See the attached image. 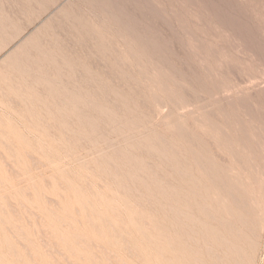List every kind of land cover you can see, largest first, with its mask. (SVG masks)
Returning <instances> with one entry per match:
<instances>
[{
  "label": "rangeland",
  "instance_id": "rangeland-1",
  "mask_svg": "<svg viewBox=\"0 0 264 264\" xmlns=\"http://www.w3.org/2000/svg\"><path fill=\"white\" fill-rule=\"evenodd\" d=\"M40 26L47 29L40 48L16 74L31 102L23 93L9 94L19 104L0 94V101L9 97L7 109L0 102V128L15 135L6 139L0 130V176L7 180L0 179V264H264V0H0V40L23 31L0 61ZM75 203L81 207L72 211ZM4 233L22 258L9 252L15 246Z\"/></svg>",
  "mask_w": 264,
  "mask_h": 264
},
{
  "label": "bare ground",
  "instance_id": "bare-ground-1",
  "mask_svg": "<svg viewBox=\"0 0 264 264\" xmlns=\"http://www.w3.org/2000/svg\"><path fill=\"white\" fill-rule=\"evenodd\" d=\"M96 7H97V6H96ZM58 9H59V8H58ZM92 13H93V12H92ZM57 15H58V14H57ZM52 17H53V16H52ZM5 18H6V17H5ZM60 18H61V17H60ZM73 18H74V17H73ZM6 19H7V18H6ZM51 19H52V18H51ZM62 19H63V18H62ZM100 19H101V18H100ZM53 20H54V19H53ZM54 22H55V21H54ZM10 24H11V23H10ZM95 28H96V27H95ZM37 30H38V31H37V32H38V35H37V34H36V36H33V35H26L25 37H23V38H22V39L16 44V46H15L13 49L8 50V51H7V54H5V56H4L3 58H1V61H0V94H2V95L5 96V97H6V96H9V94H12V93H14V94H16V93H20V95H21V93H23L22 99L25 100V102H27V101H28V102H31V101H29L30 99H27V97L24 96V92H23L24 90H23V88H25V87H22V86H23L22 84H21V85L18 84V82L20 81V80H19L20 77L17 78V77H16V76H17L16 74H18V73L20 74L21 72L24 71V62H23V64H22L23 58L26 57V56H28V55H30V54L32 53V50H33V49H39V48H40V47H39V46H40L39 37H40L41 35L43 36V34H45L44 32H45L47 29H46V26H45V27L40 26L39 29L37 28ZM22 32H23L22 30H21V31L19 30L18 34H17L15 37H13V38H12V35L2 37V39L0 40V53H1L2 51L7 50V47H8V45H9V42H10V41H14V40L17 39L18 37H20ZM33 32H34V31H33ZM33 32H32V33H33ZM37 32H36V33H37ZM46 33H47V31H46ZM49 33H50V31H49ZM56 33H57V32H56ZM47 35H48V34H47ZM61 35H62V34H61ZM42 36H41V37H42ZM48 37H50V35H49ZM10 38H12V39L9 41ZM44 38H45V36H44ZM40 39H41V38H40ZM45 39H46L47 41H49L47 38H45ZM50 39H51V38H50ZM46 40H45V41H46ZM41 41H44V39L41 40ZM50 42H51V44H52V41H50ZM43 44H44V42H43ZM48 44H49V42H48ZM53 46H54V45H53ZM42 47H44V46H42ZM49 47H50V46H49ZM46 48H47V47H46ZM66 49H67V48H66ZM42 50H44V49L42 48ZM47 50H48V49H47ZM34 52H35V51H34ZM36 52H38V51H36ZM39 52H40V51H39ZM45 52H46V54H47L48 51H45ZM52 53H53V52H52ZM54 53H55V52H54ZM138 53H139V52H138ZM32 54H33V53H32ZM37 54H38V53H37ZM41 54H42V53H41ZM44 54H45V53H44ZM47 55H48V54H47ZM47 55H46V56H47ZM55 56H56V54H55ZM57 56H58V55H57ZM53 57H54V56H53ZM42 58H43V56H42ZM45 58H46V57H45ZM45 58H44V60H47V59H45ZM48 58H49V57H48ZM54 58H56V57H54ZM29 59H30V56H29ZM50 59H51V58H50ZM50 59H49V60H50ZM42 60H43V59H42ZM49 60H48V61H49ZM125 60H126V59H125ZM54 61H55V60H54ZM54 61H53V62H54ZM58 61H59V60H58ZM64 61H65V60H64ZM36 62H37V61H36ZM49 62H50V61H49ZM27 63H28V62H27ZM61 63H62V62H61ZM21 64H22V65H21ZM25 65H26V64H25ZM29 65H30V64H29ZM63 65H64V63H63ZM67 65H69V64H67ZM27 66H28V64H27ZM31 66H32V65H31ZM64 66H65V65H64ZM32 67H33V66H32ZM61 67H62V66H61ZM67 69H68V68H67ZM29 70H30V69H29ZM38 70H39V68H38ZM75 71H76V70H75ZM25 72H27V69H26ZM25 72H24V74H25V76H26V73H25ZM82 73H83V72H82ZM29 74H30V73H29V71H28V74H27V75H29ZM94 74H95V73H94ZM77 75H78V74H77ZM84 76H87V74L84 75ZM26 77H28V76H26ZM88 77H89V75H88ZM92 77L94 78V76H92ZM46 78H47V77H46ZM55 78H56V77H55ZM77 78H78V77H77ZM84 78H86V77H84ZM93 78H92V79H93ZM86 79H90V78H86ZM169 79H170V78H169ZM172 79H173V78H172ZM35 80H36V79H35ZM59 80H60V79H59ZM99 80H100V79H99ZM43 81H44V80H43ZM45 81H46V80H45ZM66 81H67V80H66ZM87 81H88V80H87ZM46 82H47V81H46ZM42 83H44V82H42ZM49 83L52 84L51 82H49ZM98 83H99V82H98ZM46 84H47V83H46ZM67 84H68V83H67ZM27 86H28V85H27ZM31 86H32V85H31ZM48 86H49V85H48ZM48 86H47V88H48ZM51 86H52V85H51ZM64 86H65V85H64ZM83 86H84V85H83ZM45 87H46V86H45ZM49 87H50V86H49ZM67 87H68V86H67ZM100 87H101V86H100ZM106 87H107V86H106ZM86 88H87V87H86ZM26 89H27V88H26ZM42 89H44V88L42 87ZM48 89H49V88H48ZM69 90H70V89H69ZM32 91H33V90H32ZM41 91H42V90H41ZM29 92H30V91H29ZM49 92H50V91H49ZM65 92H66V91H65ZM26 93L28 94V91H27V90H26L25 94H26ZM31 93H33V92H31ZM42 93H44V92L42 91ZM42 93H41V94H42ZM89 93H90V92H89ZM89 93H88V95H89ZM109 93H110V92H109ZM139 93H140V92H139ZM57 94H58V93H57ZM69 94H70V93H69ZM90 94H91V93H90ZM110 94H111V93H110ZM29 95H30V94H29ZM33 95H34V94H33ZM39 95H40V94H39ZM51 95H52V94H51ZM70 95H71V94H70ZM85 95H86V94H85ZM92 95H93V94H92ZM154 95H155V94H154ZM3 96L1 97V95H0L1 99L3 98ZM11 96H12V95H11ZM15 96H16V95H15ZM15 96H14V97H15ZM63 96H64V95H63ZM66 96H67V95H66ZM76 96H77V95H76ZM86 96H87V95H86ZM111 96H112V95H111ZM5 97H4V98H5ZM9 97H10V96H9ZM9 97H7V98H9ZM20 97H21V96H20ZM33 97H34V96H33ZM7 98H6L5 101L8 100ZM15 98H16V97H15ZM15 98H13V99H15ZM17 98H18V97H17ZM28 98H29V97H28ZM30 98H31V100H32V96H31ZM45 98H46V97H45ZM59 98H60V97H59ZM87 98H89V96H88ZM11 99H12V98L10 97L9 100H11ZM13 99H12V100H13ZM26 99H27V101H26ZM35 99H36V98H35ZM35 99H34V100H35ZM109 99H110V98H109ZM9 100H8V104H9ZM19 100L21 101V99H18V102H20ZM34 100H33V101H34ZM37 100H38V99H37ZM43 100H44V99H43ZM56 100H58V99H56ZM79 100H80V97H79ZM83 100H84V99H83ZM86 100H87V99H86ZM5 101H2V100H1L0 102L2 103V105H4V104L6 103ZM14 101H16V99H15ZM11 102H12V104H11V103H10V104H11V106H13V103H14V102H13V101H11ZM21 102H22V104H23V101H21ZM44 102H45V101H44ZM85 102H86V101H85ZM16 103H17V101H16ZM63 103H64V102H63ZM8 104H7V106H8ZM17 104H19V103H17ZM71 104H72V103H71ZM89 104H90V103H89ZM14 105H16V104H14ZM26 105H27V104H26ZM7 106L4 105L3 107H5V108L7 109ZM11 106H10V107H11ZM19 106H20V105H19ZM50 106H51V105H50ZM67 106H68V105H67ZM15 107H16V106H15ZM17 107H18V106H17ZM17 107H16V108H17ZM29 107H30V106H29ZM33 107H34V106H33ZM41 107H42V106H41ZM41 107L39 106V108H41ZM51 107H52V106H51ZM5 108H4V109H5ZM117 108H118V107H117ZM1 109H2V108H1ZM17 109H18V108H17ZM20 109H21V108H20ZM28 109H29V108H28ZM30 109H31V108H30ZM62 109H63V108H62ZM63 110H64V109H63ZM87 110H88V109H87ZM2 111H3V109H2ZM19 111H20V110H19ZM77 111H78V110H77ZM6 112H7V111H6ZM25 113H26V112H25ZM73 113H74V112H73ZM46 114H47V113H46ZM56 114H57V112H56ZM9 115H10V114H9ZM32 115H33V114H32ZM64 115H65V114H64ZM77 115H78V114H77ZM18 116H19V115H18ZM33 116H34V115H33ZM51 116H52V115H51ZM20 117H21V116H20ZM55 117H56V116H55ZM103 117H104V116H103ZM0 118H1V117H0ZM33 118H34V117H33ZM40 118H41V117H40ZM52 118H53V117H52ZM72 118H73V116H72ZM119 118H120V117H119ZM5 119H6V118H5ZM54 119H55V118H54ZM35 120H36V119H35ZM170 120H171V119H170ZM1 121H2V120H1ZM1 121H0V122H1ZM185 123H186V122H185ZM168 125H169V124H168ZM190 125H191V124H190ZM49 126H50V125H49ZM58 126H59V125H58ZM173 126H174V125H173ZM2 127H3V125H2ZM5 127H6V126H5ZM33 127H34V126H33ZM54 127H55V126H54ZM54 127H53V128H54ZM61 127H62V126H61ZM61 127H60V128H61ZM140 127H141V126H140ZM8 128H9V127H8ZM35 128H36V127H35ZM58 128H59V127H58ZM166 128H167V127H166ZM4 129H6V128H4ZM16 129H17V128H16ZM37 129H38V128H37ZM0 130H2V129L0 128ZM46 130H47V129H46ZM156 130H157V129H156ZM165 130H166V129H165ZM167 130H168V128H167ZM172 130H173V129H172ZM172 130H171V131H172ZM65 131H66V130H65ZM159 131H160V130H159ZM169 131H170V130H168V132H169ZM3 132H4V130H2V134H4V138H5V136H6V139H7V135H6V134H8V137L14 135V134L11 135V133H13V132L10 130V128H9V131H8V132H6V131H5L4 133H3ZM41 132H42V131H41ZM47 132H48V131H47ZM55 132H56V131H55ZM140 132H141V131H140ZM162 132H164V131H162ZM15 133H16V132H15ZM146 133H147V132H146ZM166 133H167V132H166ZM166 133L164 132V134H166ZM65 134H68V133H65ZM132 134H133V133H132ZM134 134H135V133H134ZM153 134H154V133H153ZM167 134H168V133H167ZM9 135H10V136H9ZM51 135H52V134H51ZM2 136H3V135H2ZM14 136H15V135H14ZM14 136H13V137H14ZM56 136H57V135H56ZM129 136H130V135H129ZM172 136H173V135H172ZM22 137H23V134H22ZM14 138L17 139L18 137H17V138L14 137ZM59 138H60V137H59ZM175 138H176V137H175ZM175 138H173V139H175ZM22 139H23V138H22ZM24 139H25V138H24ZM68 139H69V138H68ZM177 139H178V138H177ZM4 140H5V139H4ZM9 140H10V138H9ZM27 140H28V139H27ZM12 141H13V140H11V141H9V142H12ZM17 141H18V140H17ZM17 141L15 140V142H17ZM23 141H25V140H23ZM63 141H64V140H63ZM129 141H130V140H129ZM4 142H5V141H4ZM70 142H71V141H70ZM5 143H6V142H5ZM5 143H4V144H5ZM7 143H8V142H7ZM71 143H72V142H71ZM92 143H93V142H92ZM125 143H126V142H125ZM9 144H10V143H9ZM15 144H16V143H15ZM72 144H73V143H72ZM74 144H75V143H74ZM12 145H13V144H12ZM12 145H11V146H12ZM20 145H21V144H20ZM120 145H121V144H120ZM15 146H16V145H15ZM26 147H27V146H26ZM67 147H68V146H67ZM10 148H11V147H10ZM18 148H19V147H18ZM18 148H17V149H18ZM23 148H24V147H23ZM171 148H172V146H171ZM65 149H66V148H65ZM126 149H127V148H126ZM169 149H170V148H169ZM205 149H206V148H205ZM11 150H12V149H11ZM232 150H233V149H232ZM25 151H26V150H25ZM68 151H69V150H68ZM18 152H19L18 154H20V149H18ZM23 152H24V151H23ZM159 152H160V151H159ZM159 152H158V153H159ZM201 152H202V151H201ZM26 153H27V152H26ZM30 153H31V152H30ZM32 153H33V152H32ZM131 153H132V152H131ZM18 154H17V155H18ZM67 154H68V153H67ZM185 154H186V153H185ZM200 154H201V153H200ZM20 155H22V154H20ZM20 155H19L18 157H20ZM25 155H26V154H25ZM13 156H14V155H13ZM28 156H29V155H28ZM33 157H34V156H33ZM81 157H82V156H81ZM16 158H17V156H16ZM20 158H21V157H20ZM84 158H85V157H84ZM97 158H98V157H97ZM11 159H12V158H11ZM3 160H4V159H3ZM13 160H16V159L13 158ZM21 160H22V159H21ZM34 160H35V159H34ZM109 160H112V159H109ZM27 161H28V160H27ZM7 162H8V161H7ZM33 162H34V161H33ZM0 163H1V162H0ZM15 163H16V161H15ZM27 163H28V162H27ZM109 163H110V162H109ZM113 163H114V162H113ZM118 163H119V162H118ZM121 163H122V162H121ZM225 163H226V162H225ZM16 164H17V163H16ZM19 164H20V163H19ZM111 164H112V162H111ZM231 164H232V163H231ZM63 165H64V164H63ZM114 165H115V164H114ZM132 165H133V164H132ZM44 166H45V165H44ZM54 166H55V165H54ZM82 166H83V165H82ZM87 166H88V165H87ZM94 166H95V165H94ZM115 166H116V165H115ZM130 166H131V165H130ZM47 167H48V166H47ZM60 167H61V166H60ZM84 167H85V166H84ZM95 167H96V166H95ZM116 167H117V166H116ZM116 167H115V168H116ZM136 167H137V166H136ZM112 168H113V167H112ZM120 168H121V167L119 166V169H120ZM220 168H221V167H220ZM0 169H1V168H0ZM2 169H3V168H2ZM160 169H161V168H160ZM14 170H16V169L14 168ZM27 170H28V169H27ZM50 170H51V169H50ZM92 170H93V169H92ZM94 170H95V169H94ZM115 170H116V169H115ZM120 170H121V169H120ZM6 171H7V170H6ZM54 171H55V170H54ZM71 171H72V170H71ZM124 171H125V170H124ZM130 171H131V170H130ZM154 171H155V170H154ZM1 172H3V171H1ZM43 172H44V171H43ZM43 172H42V173H43ZM52 172H53V171H52ZM62 172H63V171H62ZM118 172H119V171H118ZM132 172H133V170H132ZM44 173H45V172H44ZM44 173H43V174H44ZM60 173H61V172H60ZM97 173H98V172H97ZM52 174H53V173H52ZM123 174H124L123 177H125L126 175H125L124 172H123ZM0 175H1V173H0ZM3 175H4V174H3ZM19 175H20V174H19ZM50 175H51V174H50ZM72 175H73V174H72ZM72 175H71V176H72ZM90 175H91V174H90ZM101 175H102V174H101ZM33 176H34V175H33ZM62 176H63V175H62ZM71 176H70V177H71ZM6 177H7V176H6ZM24 177H25V175H24ZM28 177H29V176H28ZM43 177H44V178H45V177L48 178L49 175H48V177H47V176H43ZM51 177H53V176L51 175ZM51 177H50V178H51ZM75 177H76V176H75ZM103 177H105V176H103ZM103 177H102V178H103ZM114 177H115V176H114ZM114 177H113V178H114ZM129 177H131V176L129 175ZM162 177H163V176H162ZM204 177H205V176H204ZM2 178H4V180H5V177H2ZM2 178H1V176H0V179H2ZM44 178H41V180L44 179ZM61 178H62V177H61ZM80 178H81V177H80ZM198 178H199V177H198ZM6 179H7V178H6ZM25 179H26V178H25ZM25 179H24V180H25ZM35 179H36V178H35ZM38 179H39V178H38ZM62 179H64V178H62ZM71 179H74V178H71ZM77 179H78V178H77ZM126 179H130V178H126ZM133 179H134V178H133ZM2 180H3V179H2ZM9 180H10V179H9ZM28 180H30V179L28 178ZM41 180H40V181H41ZM50 180H51V179H49L48 181H50ZM54 180H55V179H54ZM124 180H125V179H124ZM167 180H169V179H167ZM194 180H195V179H194ZM5 181L7 182V180H5ZM22 181H23V180H22ZM25 181H26V180H25ZM33 181H34V180H33ZM42 181H43V180H42ZM61 181H62V180H61ZM69 181H70V180H69ZM75 181H76V180H75ZM100 181H101V180H100ZM107 181H108V180H107ZM129 181H130V180H129ZM0 182H2V181H0ZM20 182H21V181H20ZM38 182H39V181H38ZM58 182H60V181H58ZM81 182H82V181H81ZM3 183H4V181H3ZM10 183H12V182H10ZM10 183H9V184H10ZM32 183H33V182H32ZM35 183H37V182H35ZM48 183H49V182H48ZM106 183H107V182H106ZM0 184H2V183H0ZM6 184L8 185V183H6ZM6 184H5V185H6ZM24 184H26V183H24ZM40 184H41V183H40ZM46 184H47V183H46ZM51 184L53 185V183H51ZM7 185H6V186H7ZM22 185H23V184H22ZM33 185H34V184H33ZM63 185H64V184H63ZM63 185H62V186H63ZM67 185H68V183H67ZM72 185H73V184H72ZM88 185H89V183H88ZM8 186H9V185H8ZM10 186H11V185H10ZM13 186H15V183H13ZM13 186H12V187H13ZM19 186H20V185H19ZM31 186H32V185H31ZM37 186H38V185H37ZM64 186H65V185H64ZM73 186H74V185H73ZM101 186H102V185H101ZM127 186H128V185H127ZM20 187H21V189H22V186H20ZM24 187H25V186H24ZM24 187H23V188H24ZM27 187H28V186H27ZM82 187H84V186H82ZM114 187H116V186L114 185ZM4 188H5V187H4ZM40 188H41V187H40ZM62 188H63V187H62ZM64 188H65V187H64ZM74 188L76 189V187H74ZM18 189H19V188H18ZM79 189H80V188H79ZM115 189H116V188H115ZM130 189H131V188H130ZM0 190H1V189H0ZM2 190H3V188H2ZM24 190H25V189H24ZM61 190H62V189H61ZM66 190H68V189H66ZM80 190H81V189H80ZM131 190H132V189H131ZM161 190H162V189H161ZM181 190H182V189H181ZM3 191H5V190H3ZM16 191H17V190H16ZM19 191H20V190H19ZM35 191H36V190H35ZM40 191H41V190H40ZM43 191H44V190H42V192H43ZM90 191H91V190H90ZM92 191H93V190H92ZM116 191H117V189H116ZM255 191H256V190H255ZM7 192H8V191H7ZM46 192H47V191H46ZM0 193H1V191H0ZM5 193H6V192H5ZM43 193H44V192H43ZM224 193H225V192H224ZM3 194H4V193H1L0 195H3ZM70 194H71V193H70ZM106 194H107V193H106ZM118 194H119V192H118ZM134 194H135V193H134ZM22 195H23V194H22ZM43 195L45 196V193H44ZM43 195H42V196H43ZM60 195H61V194H60ZM71 195H72V194H71ZM83 195H85V194H83ZM108 195H110V194H108ZM8 196H9V195H8ZM10 196H11V195H10ZM37 196H38V195H37ZM40 196H41V195H40ZM85 196H86V195H85ZM91 196H92V195H91ZM96 196H97V194H96ZM113 196H114V195H113ZM119 196H120V195H119ZM0 197L2 198V196H0ZM5 197H6V196L4 195V198H5ZM13 197H14V195H13ZM38 197H39V196H38ZM46 197H48V196H46ZM63 197L65 198V196H63ZM99 197H100V194H99ZM134 197H135V196H134ZM165 197H167V196H165ZM180 197H181V196H180ZM255 197H256V196H255ZM1 198H0V199H1ZM35 198H36V200L39 199V198L37 199V197H35ZM35 198H34V200H35ZM22 199H23V198H22ZM24 199H25V198H24ZM48 199H49V198H48ZM78 199H79V198H78ZM101 199H102V198H101ZM147 199H149V198H147ZM159 199H160V198H159ZM159 199H158V200H159ZM165 199H167V198H165ZM9 200H10V199H9ZM20 200H21V199H20ZM27 200H28V199H27ZM29 200H30L31 202L33 201V200H31V199H29ZM55 200H56V201H54V202L57 203V200H59V199L57 198V199H55ZM62 200H63V199H62ZM82 200H83V199H82ZM86 200H87V199H85V202L81 201L83 207H85L84 205H85V203H86ZM89 200H90V199H89ZM92 200H93V199H92ZM111 200H112V199H111ZM149 200H151V199H149ZM30 201H28V202H30ZM7 202H8V200H7ZM17 202H18V200H17ZM23 202H24V200H23ZM34 202L37 203V201H34ZM59 202H60V201H59ZM59 202H58V203H59ZM79 202H80V201H79ZM88 202H89V201H88ZM90 202L92 203V201H90ZM102 202H103V201H102ZM111 202H112V201H111ZM117 202H118V201H117ZM157 202H158V201H157ZM8 203H10V202H8ZM24 203H25V202H24ZM35 203H34V204H33V203H30V204H31L30 206H34V205H36ZM38 203H40V202L38 201ZM56 203H55V204H56ZM58 203H57V204H58ZM66 203H67V202H66ZM77 203H78V202H77ZM91 203H90V205H91ZM170 203H171V201H170ZM172 203H173V202H172ZM183 203H184V202H183ZM16 204H17V203H16ZM26 204L28 205L27 201H26ZM75 204H76V203H75ZM78 204H79V203H78ZM78 204H76V205H77V207H76L77 209L73 208V210H72V207H74V205H73V206H71V209L68 208V211H70V210H72V211H74V210H78V206L81 207V205H78ZM87 204H88V203H87ZM137 204H138V203H137ZM10 205H11V204H10ZM37 205H38V204H37ZM41 205H42V204H40L38 207H41V208H42L43 206H41ZM76 205H75V206H76ZM92 205H93V204H92ZM108 205H109V203H108ZM126 205H127V204H126ZM162 205H163V203H162ZM189 205H190V204H189ZM18 206H19V205H18ZM22 206H23V205H22ZM25 206H26V205H25ZM44 206H45V205H44ZM62 206H63V205H62ZM67 206H69V205H67ZM121 206H122V205H121ZM198 206H199V205H198ZM20 207H21V206H20ZM47 207H48V206H47ZM59 207H60V206H59ZM59 207L57 208V206H56L55 208H56L57 210H59ZM63 207H64V206H63ZM65 207H66V204H65ZM80 207H79V208H80ZM88 207H89V205H88ZM94 207H95V206H94ZM98 207H99V206H98ZM35 208H37V207H34V209H35ZM45 208H46V206H45ZM85 208H86V207H85ZM92 208H93V207H92ZM92 208H91V209H92ZM17 209H18V208H17ZM17 209H16V210H17ZM26 209H27V207H26ZM38 209H40V208H38ZM48 209H49V211H47V213L50 212V210H52L53 207H51V209L48 207ZM61 209H62V208H61ZM211 209H212V208H211ZM7 210H8V209H7ZM29 210H30V209H29ZM66 210H67V207H66ZM83 210H84V209H83ZM83 210H82V211H83ZM95 210H96V209H95ZM95 210H93V212H94ZM99 210H100V209H98V211H99ZM117 210H118V211H121V210H119V209H117ZM124 210H125V209H124ZM40 211H41V210H40ZM43 211H44V209H43ZM52 211H53V210H52ZM52 211H51V213H52ZM79 211H80V210H79ZM82 211H80V212L82 213ZM85 211H86V210H84L83 212L86 213ZM87 211H88V209H87ZM109 211H110V210H109ZM122 211H123V210H122ZM122 211H121V212H122ZM209 211H210V209H209ZM8 212H9V211H8ZM54 212H55V210H54ZM56 212H57V211H56ZM58 212H59V211H58ZM80 212H78V213L80 214ZM93 212H92V213H93ZM121 212H120V213H121ZM178 212H179V210L177 211V213H178ZM5 213H6V211H5ZM42 213H43V212H41V214H42ZM51 213H50V215L52 216L53 213H52V214H51ZM62 213H64V212H62ZM78 213H77V214H78ZM84 213H82L81 215H84L83 217L85 218L86 215H85ZM95 213H96V212H95ZM95 213H93V214H95ZM103 213H104V212H103ZM117 213H118V212H117ZM122 213H123V212H122ZM173 213H174V212H173ZM180 213H181V212H180ZM195 213H196V212H195ZM10 214H11V213H10ZM54 214H55V213H54ZM57 214H58V213H57ZM66 214H67V213L65 212V215H66ZM97 214H99V212L96 213V216L101 215V214H99V215H97ZM107 214H108V213H107ZM118 214H119V213H118ZM181 214H182V213H181ZM0 215H1V214H0ZM8 215H9V214H8ZM42 215H43V217H46V216H47L45 213L42 214ZM44 215H46V216H44ZM48 215H49V214H48ZM50 215H49V217H50ZM60 215H61V214H60ZM60 215H59V216H60ZM75 215H76V214H75ZM75 215H74V217H75ZM87 215H89L88 212H87ZM105 215H106V214H105ZM122 215H123V214H122ZM135 215H136V214H135ZM178 215H180V214H178ZM209 215H210V214H209ZM1 216H2V215H1ZM78 216H79V215H78ZM93 216L95 217V215H93ZM101 216H102V215H101ZM210 216H211V215H210ZM213 216H214V215L211 216V219H212ZM30 217H31V216H30ZM52 217H53V216H52ZM66 217H68V216H66ZM69 217H70V215H69ZM71 217H73L72 212H71ZM89 217H90V216H89ZM94 217H93V218H94ZM104 217H105V216H104ZM107 217H108V216H107ZM109 217H110V216H109ZM131 217H132V216H131ZM136 217H137V216H136ZM176 217H177V216H176ZM196 217H197V216H196ZM239 217H240V216H239ZM12 218L14 219L13 215H12ZM12 218H10V219H12ZM21 218H22V217H21ZM46 218H47V217H46ZM59 218H60V217H59ZM86 218H87V216H86ZM101 218H103V217H101ZM101 218H100V220H101ZM124 218H125V216H124ZM124 218H122V219H124ZM127 218H128V217H127ZM169 218H170V217H169ZM172 218H173V217H172ZM172 218H171V219H172ZM180 218H181V217H180ZM2 219H3V218H2ZM23 219H24V218H23ZM49 219H50V218H49ZM55 219L57 220V218H55ZM61 219H62V218H61ZM63 219H64V218H63ZM73 219H74V218H73ZM105 219H106L107 222H108V219H107V218H103V221H104V222H103V221H102V222H103L104 224H106V222H105L106 220H105ZM174 219H175V218H174ZM187 219H189V218H187ZM214 219H215V217H214ZM6 220H7V219H6ZM25 220H26V219H25ZM59 220H60V219H59ZM65 220H66V219H65ZM74 220H77V218H75ZM94 220H95V219H94ZM128 220H129V219H128ZM130 220H131V219H130ZM177 220H178V218H177ZM179 220H180V219H179ZM208 220H209V219H208ZM1 221H4V219L1 220ZM1 221H0V222H1ZM10 221H12V220H10ZM62 221H63V220H62ZM62 221H61V222H62ZM72 221H73V220H72ZM72 221L70 222V224L72 223ZM80 221H82V220H80ZM91 221H92V220L90 219V224H91ZM112 221H113V220H112ZM122 221H123V220H122ZM137 221H138V220H137ZM181 221H182V220H181ZM187 221H188V220H187ZM191 221H192V220H191ZM217 221H218V220H217ZM4 222H5V221H4ZM6 222H7V221H6ZM31 222H32V221H31ZM49 222H50V221H49ZM53 222H54V221H53ZM87 222H88V219H87ZM173 222H174V221H173ZM224 222H225V221H224ZM10 223H11V222H10ZM19 223H20V222H19ZM54 223H55V222H54ZM57 223H59V221H57ZM57 223H55V224H57ZM65 223H68V225H69V222H68V221L65 222ZM65 223H64V224H65ZM100 223H101V221H100ZM111 223H112V222H111ZM123 223H124V222H123ZM135 223H136V222H135ZM137 223H138V222H137ZM137 223H136V224H137ZM140 223H142V222H140ZM140 223H139V224H140ZM147 223H148V222H147ZM175 223H176V222H175ZM185 223H186V222H185ZM185 223H184V224H185ZM194 223H195V222H194ZM220 223H222V222H220ZM228 223H230V222H228ZM228 223H227L226 225H228ZM243 223H244V222H243ZM14 224H15V223H14ZM50 224L52 225V222H51ZM61 224H62V223H61ZM72 224L76 225L74 222H73ZM72 224L69 225V226H71V228L73 227ZM78 224H79V223H78ZM97 224H98V220H97ZM117 224H118V223H117ZM125 224H126V223H125ZM133 224H134V223H133ZM195 224H196V223H195ZM38 225H39V224H38ZM58 225H59V224H58ZM109 225H111L110 222H109ZM112 225H114V224H112ZM128 225H129V224H128ZM141 225H142V224H141ZM148 225H150V224H148ZM213 225H214V224H213ZM239 225H240V224H239ZM239 225H238V226H239ZM17 226H18V225H17ZM54 226H55V225H54ZM63 226H64V225H61V229H62ZM76 226H77V225H76ZM76 226H75V227H76ZM81 226H83V225H81ZM97 226H98V225H97ZM97 226H96V227H97ZM100 226H101V225H100ZM102 226H103V225H102ZM132 226H133V225H132ZM137 226H138V225H137ZM230 226L232 227L231 224H230ZM12 227H13V226H12ZM14 227H15V225H14ZM83 227H84V226H83ZM96 227H95V228H96ZM105 227H107V224L105 225ZM128 227H129V226H128ZM140 227H141V226H140ZM140 227H138L137 229L139 230ZM144 227H145V225H144ZM148 227H149V226H148ZM176 227H177V225H176ZM195 227H196V226H195ZM228 227H229V226H228ZM8 228H9V227H8ZM39 228H40V227H39ZM63 228L65 229V226H64ZM98 228H99V227H98ZM116 228H117V227H116ZM141 228H142V227H141ZM146 228H147V227H146ZM150 228H151V226H150ZM178 228L181 229L180 227H177V229H178ZM18 229H19V228H18ZM40 229H41V228H40ZM40 229H39V231H40ZM64 229H63V231H66V230H64ZM66 229H67V228H66ZM68 229H69V228H68ZM82 229H83V228H82ZM87 229H88V228H87ZM87 229H86V230H87ZM122 229H124V227H122ZM126 229H127V228H126ZM153 229H154V228H153ZM153 229H152V231H153ZM179 229H178V230H179ZM196 229H200L199 226H198V228H196ZM236 229H238V228H236ZM45 230H46V228H45ZM72 230H73V229H72ZM80 230H81V228H80ZM97 230H98V229H97ZM120 230H121V229H120ZM120 230L118 229V232H119ZM140 230H141V229H140ZM140 230H139V231H140ZM147 230H149V229L147 228ZM156 230H157V229H156ZM156 230H154V231H156ZM206 230H207V229H206ZM208 230H209V229H208ZM232 230H233V229H232ZM13 231H14V230H13ZM22 231H23V230H22ZM39 231H38V232H39ZM46 231H47V230H46ZM56 231H57V230H56ZM63 231H61L60 234H62ZM74 231H75V230H74ZM108 231H109V230H108ZM108 231H107V232H108ZM124 231H126V230H124ZM139 231H138V232H139ZM141 231H143V230H141ZM141 231H140V233H141ZM150 231H151V230H150ZM152 231H151V232H152ZM154 231H153V232H154ZM175 231H176V230H175ZM201 231H202V230H201ZM201 231H200V232H201ZM234 231H235V230H234ZM234 231H233V232H234ZM238 231H239V233H240V230H238ZM5 232H6V231H5ZM10 232H11V231H10ZM35 232H36V230H35ZM51 232H52V231H51ZM86 232H87V231H86ZM103 232H105V230H103ZM109 232H110V231H109ZM120 232H121V231H120ZM120 232H119V234L121 235ZM145 232H146V231H145ZM145 232H144V233H145ZM181 232H182V231H181ZM191 232H192L191 229H190V230H188V229L183 230V234L187 236V237H186L187 239H188V236H189V237L191 236ZM193 232H194V231H193ZM48 233H50V231H49ZM66 233H67V232H66ZM69 233L72 234L73 232H70V230H69ZM69 233H68V234H69ZM75 233H77V232H74V235H75ZM79 233H80V232H79ZM81 233H82V230H81ZM83 233H84V231H83ZM89 233H90V232H89ZM95 233H96V232H95ZM116 233H117V232H116ZM135 233H136V232H135ZM142 233H143V232H142ZM142 233H141V234H142ZM144 233H143V235H146V236H144V237H146L147 239L150 238V237H152V236L148 237L147 234H144ZM161 233H162V232H161ZM176 233H178V232L176 231ZM203 233H204V232H201V234H203ZM213 233L215 234L214 231H213ZM218 233H219V232H218ZM223 233H224V232H223ZM239 233L237 234V236L239 235ZM19 234H20V233H19ZM23 234H24V232H23ZM25 234H26V233H25ZM42 234H43V232H42ZM50 234H51V233H50ZM54 234H55V233H54ZM57 234H58V233H57ZM57 234H56V235H57ZM63 234H64V233H63ZM71 234H70V235H71ZM84 234H87V233H84ZM109 234H111V232H110ZM122 234H123V233H122ZM125 234H126V233H124V235H123L124 238L126 237ZM138 234H139V233H138ZM164 234H165V233H164ZM229 234H230V233H229ZM1 235H2V234H1ZM4 235L6 236V238H5V239L3 238V239H4V240L7 239V240H6V241H7V242H6L7 245L13 244L14 241H12V239H10L9 235L7 234L8 237H7V235H6L5 233H4ZM46 235H47V234H46ZM56 235H55V236H56ZM58 235H59V234H58ZM58 235H57V238L59 237ZM82 235H83V234H82ZM82 235H79V236H81L82 241H84L87 237H86V238H85V237L82 238ZM87 235H88V234H87ZM91 235H92V234H91ZM107 235H108V234H107ZM117 235H118V233L116 234V236H117ZM120 235H118V236H120ZM148 235H149V232H148ZM195 235H197V234H195ZM215 235H216V234H215ZM14 236H15V235H14ZM41 236H42V235H41ZM41 236H40V237H41ZM64 236H66V235L64 234ZM79 236H78V237H79ZM116 236H115V237H116ZM129 236H130V235H129ZM140 236H141V235H140ZM165 236H166V235H165ZM168 236H169V235H168ZM170 236H171V235H170ZM202 236H203V235H202ZM240 236H241V235H240ZM32 237L34 238V236H32ZM45 237H47V236H45ZM52 237H53V235H52ZM62 237H63V236H62ZM72 237H73V238H72ZM75 237H76V236H75ZM102 237H103V236H102ZM130 237H131V236H130ZM180 237H181V236H180ZM245 237H247V236H245ZM8 238H9V240H8ZM17 238H18V237H16V239H17ZM26 238H27V235H26L25 239H26ZM29 238H30V237H29ZM49 238H51L50 235H49ZM88 238H89V237H88ZM92 238H93V237H92ZM96 238H97V236H96ZM103 238H104V237H103ZM122 238H123V237H122ZM122 238H121V239H122ZM127 238H128V237H127ZM152 238H153V237H152ZM158 238H159V236H158ZM191 238L194 240V237H191ZM191 238H190V239H191ZM204 238L207 239V237H204ZM211 238H212V237H211ZM217 238H218V241H219V240H220L219 238H221V237L217 235ZM234 238H235V237H234ZM31 239H32V238H31ZM41 239H42V238H41ZM43 239H44V238H43ZM66 239H67V238H66ZM71 239H74L73 234H72V236H71ZM78 239H79V238H78ZM83 239H84V240H83ZM89 239H90V238H89ZM89 239H88V240H89ZM93 239H94V238H93ZM97 239H98V238H97ZM99 239L102 241L101 238H99ZM121 239H120V240H121ZM159 239H160V238H159ZM161 239H162V238H161ZM180 239H181V238H180ZM198 239H199V238H198ZM4 240H2V241H4ZM10 240H11V242H10ZM18 240H19V239H18ZM18 240H17V241H18ZM34 240H35V239H34ZM36 240H37V239H36ZM36 240H35V241H36ZM47 240H49V239H47ZM62 240H63V239H62ZM76 240H77V238H76ZM76 240H75V242H76L75 244H78V242H77L78 240H77V241H76ZM94 240H95V239H94ZM105 240H108V237H107V239H105ZM115 240H116V238H115ZM124 240H125V239H124ZM124 240H122V241H124ZM162 240H163V239H162ZM173 240H174V239H173ZM226 240H227V239L224 238L223 240H220V241H226ZM38 241H39V240H38ZM66 241L68 242L69 240L67 239ZM82 241H81V242H82ZM85 241H86V240H85ZM85 241H84V242H85ZM101 241H100V243H102ZM103 241H104V239H103ZM111 241H112V240H111ZM111 241L108 240V242H111ZM128 241H129V240H128ZM130 241H133V240H130ZM137 241H138V240H136V244H137ZM154 241H157V240H154ZM175 241H176V240H175ZM188 241H191V240H188ZM194 241H195V240H194ZM194 241H192V242H193L194 244L197 245V243H195ZM9 242H10V244H8ZM50 242H51V240H50ZM50 242H49V243H50ZM53 242H54V241H53ZM57 242H59V240H58V241L56 240V243H57ZM61 242H62V241H61ZM88 242H89V241H88ZM90 242H92V241H90ZM90 242L88 243V245L90 244ZM105 242H107V241H105ZM112 242H113V241H112ZM112 242H111V243H112ZM117 242L120 243L121 241H117ZM125 242H126V240H125ZM138 242L140 243V241H138ZM147 242H148V240H147ZM149 242H150V241H149ZM151 242H152V241H151ZM161 242H162V241H161ZM173 242H174V241H173ZM181 242H182V241H181ZM185 242H186V241H185ZM212 242H213V241H212ZM229 242H230V241H229ZM1 243H2V242H1ZM3 243H4V242H3ZM14 243L16 244V242H14ZM36 243H38V242H36ZM40 243H41V242H40ZM59 243H60V242H59ZM68 243H69V242H68ZM111 243H109V244H111ZM119 243H118V244H119ZM127 243H129V242H127ZM127 243H126V244H127ZM139 243H138V244H139ZM186 243H187V242H186ZM199 243H200V241H199ZM205 243H206V242H205ZM207 243L210 244L211 242H207ZM256 243H257V242H256ZM63 244H66V243L63 242ZM75 244H74V245H75ZM104 244H105V243H104ZM107 244H108V243H106V245H107ZM109 244H108V245H109ZM112 244H114V243H112ZM112 244H111V245H112ZM124 244H125V243H124ZM130 244H131V243H130ZM130 244H129V245H130ZM172 244H173V243H172ZM188 244H189V243H188ZM211 244H212V243H211ZM224 244H225V243H224ZM242 244H243V243H242ZM1 245H3V244H1ZM1 245H0V247H1ZM7 245H6V246H7ZM46 245H47V244H46ZM59 245H60V244H59ZM74 245H73V246H74ZM79 245H80V244H79ZM95 245H96V244H95ZM116 245H117V244H116ZM119 245H120V244H119ZM122 245H123V244H122ZM140 245H141V244H140ZM140 245H138V246H140ZM146 245H147V244H146ZM150 245H151V244H150ZM160 245H161V244H160ZM162 245H163V243H162ZM251 245H252V244H251ZM13 246H15V247H14L15 249L12 248V246H11V250L9 249L10 246H8L9 248L7 247V249L10 250L9 252L12 253L11 251H13V254H14V255H17V257L20 256V254L22 253L21 251H20V254H19V255H18V253H16V252L18 251V250H17L18 246L16 247V245H14V244H13ZM28 246H29V245H28ZM44 246H45V244H44ZM77 246H78V245H77ZM81 246H82V245H80V247H81ZM133 246H135V245H133ZM152 246H153V245H152ZM152 246H151V248H153ZM164 246H165V245H164ZM187 246H188V245H187ZM212 246H213V244H212ZM252 246H253V245H252ZM30 247H32V246L30 245ZM36 247H37V246H36ZM36 247H34V248H36ZM40 247H41V246H40ZM58 247H59V246H58ZM60 247H62V246H60ZM67 247H68V246H67ZM96 247H97V246H96ZM130 247H132V246L130 245L129 248H130ZM136 247H137V245H136ZM155 247L157 248L158 246L155 245ZM171 247H172V246H171ZM205 247H206V246H205ZM253 247H254V246H253ZM34 248H33V249H34ZM49 248H50V247H49ZM49 248H47V249L50 250ZM63 248L65 249V247H63ZM69 248H72L71 243H69ZM84 248H85V247H84ZM115 248H116V247H115ZM200 248H201V247H200ZM207 248H208V247H207ZM220 248H221V247H220ZM13 249H14V250H13ZM27 249H29V247L26 248V251H27ZM36 249H37V248H36ZM51 249H52V248H51ZM73 249H74V248H72V251L74 252ZM76 249H77V248H76ZM119 249H120V248H119ZM135 249H136V248H135ZM138 249H139V248H138ZM195 249H196V248H195ZM209 249L211 250V252H214V251H215V250H213V249H214L213 247H209ZM223 249H224V248H223ZM5 250H6V249H5ZM15 250H16V252H14ZM31 250H32V249H31ZM54 250H55V249H54ZM56 250H57V248H56ZM65 250L67 251V249H65ZM70 250H71V249H70ZM108 250H109V252L112 253V254L115 253V252H114V253L111 252V251H112V248H111V250L108 248ZM117 250H118V248H117ZM132 250H133V249H132ZM150 250H151V249H149V251H150ZM154 250H155V252H156V249H153V252H154ZM158 250H160V249H158ZM174 250H175V249H174ZM192 250H193V249H192ZM192 250H191V251H192ZM229 250H231V251H233V252H235V251L238 252L239 248H238L237 245L232 244V245H230ZM0 251H3V250L0 249ZM35 251H36V250L34 249V252H35ZM63 251H64V250H63ZM133 251H134V250H133ZM135 251H136V250H135ZM160 251H161V250H160ZM208 251H209V250L207 249V250H206V254H207V255H208L209 253H211V252L207 253ZM6 252H7V251H6ZM50 252H52V250H51ZM57 252H58V251H57ZM64 252H65V251H64ZM64 252H63V253H64ZM73 252H72V253H73ZM76 252H79V251H76ZM76 252H75V253H76ZM87 252H88V251H87ZM106 252H107V253H106ZM106 252H104V250H103V253H106L107 255H110V254L108 253V251H106ZM131 252H132V251H130V253H131ZM138 252H139V251H138ZM162 252L164 253V250H163ZM182 252H183V251H182ZM192 252H193V251H192ZM194 252H196V251H194ZM223 252H224V251H223ZM251 252H253V251H251ZM15 253H16V254H15ZM29 253H30L31 258H32V257H33L32 252L30 251ZM29 253H28V254H29ZM52 253H53V252H52ZM59 253H61V252L59 251ZM65 253H66V252H65ZM80 253H81V252H80ZM80 253H76V257L78 256V254L80 255ZM83 253L85 254L84 251H82V254H83ZM91 253H94V252H91ZM132 253H133V252H132ZM136 253H137V251H136ZM136 253H135V254H136ZM175 253H177V252H175ZM215 253H216V252H215ZM217 253H218V251H217ZM225 253H226V252H224V254H225ZM246 253H247V252H246ZM2 254H3V253H2ZM7 254H8V253H7ZM37 254H38V253H37ZM61 254H62V253H61ZM73 254H74V253H73ZM86 254H87V253H86ZM89 254H90V252H89ZM115 254H116V253H115ZM119 254H120V253H119ZM121 254H122V253H121ZM121 254H120V255H121ZM135 254H134V255H135ZM155 254H156V253H155ZM158 254H161V253H159V251H158ZM221 254L224 255V254L222 253V251H221ZM4 255H5V254H4ZM21 255H22V254H21ZM62 255H63V254H62ZM67 255H68V254H67ZM67 255H66V256H67ZM92 255H93V254H92ZM104 255H105V254H104ZM107 255H106V256H107ZM117 255H118V254H117ZM129 255H130V254H129ZM132 255H133V254H132ZM134 255H133V256H134ZM136 255H138V254H136ZM136 255H135V256H136ZM161 255H163V254H161ZM167 255H168V254H167ZM239 255H240V254H239ZM241 255H242V254H241ZM37 256H38V255H37ZM40 256H41V255H40ZM68 256H69V255H68ZM74 256H75V255H74ZM102 256H103V254H102ZM106 256H104L105 259H106ZM111 256H112V255H110V258H111ZM127 256H128V255H127ZM130 256H131V255H130ZM144 256H145V255H144ZM146 256H147V255H146ZM163 256H164V255H163ZM163 256H162V257H163ZM209 256H210V255H209ZM209 256H207V257L209 258ZM212 256H215V254L212 253ZM225 256H226V255H225ZM228 256H229V255H228ZM0 257H1V256H0ZM10 257H11V256H10ZM15 257H16V256H15ZM17 257H16V261H18V260H17ZM20 257L22 258L23 256H20ZM29 257H30V256H29ZM44 257H45V256H44ZM54 257H55V256H54ZM71 257H72V256H71ZM88 257H89V256H88ZM90 257H91V256H90ZM116 257H117V256H116ZM118 257H119V256H118ZM136 257H137V258L139 257V259H141L139 255L136 256ZM136 257H135V258H136ZM221 257L223 258V256H220V258H221ZM237 257H238V256H237ZM242 257H243V255H242ZM245 257H246V256H245ZM248 257H249V255H248ZM250 257H251V256H250ZM250 257H249V258H250ZM3 258H4V257H3ZM27 258H28V257H27ZM27 258H26V259H27ZM45 258H46V257H45ZM57 258H58V257H57ZM80 258H81V256H80ZM82 258H84V257L82 256ZM91 258H92V257H91ZM94 258H95V256H94ZM107 258H108V256H107ZM119 258H120V257H119ZM127 258H128V257H127ZM145 258H146V257H145ZM163 258H165V257H163ZM210 258H211V256H210ZM212 258H213V257H212ZM217 258H218V255H217ZM220 258H219V259H220ZM239 258H240V257H239ZM243 258H244V257H243ZM1 259H2V258H0V260H1ZM9 259H10V258H9ZM18 259H20V258H18ZM95 259H97V258H95ZM95 259H93L92 262H93V261L95 262ZM171 259H172V258H171ZM198 259H200V258H198ZM219 259H217V260L219 261ZM224 259H225V257H224L222 260L224 261ZM2 260H4V259H2ZM7 260H8V259H7ZM7 260H6V261H7ZM24 260H25V259H24ZM90 260H91V259H90ZM90 260H89V261H90ZM99 260H100V259H99ZM101 260H102V258H101ZM109 260H110V259H108V261H109ZM127 260H128V259H127ZM145 260H146V259H145ZM147 260H148V259H147ZM152 260H153V259H152ZM166 260L169 261V259H166ZM166 260H165V261H166ZM200 260H201V259H200ZM228 260H229V259H228ZM232 260H233V259H232ZM250 260H251V259H250ZM252 260H253V259H252ZM14 261H15V260H14ZM14 261H13V262H14ZM16 261H15V262H16ZM46 261H47V259H46ZM112 261H113V260H111L110 262L112 263ZM123 261H124V260H123ZM131 261H132V260H130V262H131ZM150 261H151V260H150ZM170 261L172 262V260H170ZM170 261H169V263L171 264ZM201 261H203V260H201ZM235 261H237V260H235ZM235 261H233L234 264H235ZM242 261H243V260H242ZM8 262H9V261H8ZM15 262H14V263H15ZM18 262H19V261H18ZM23 262H25V261H23ZM38 262H39V261H38ZM42 262H43V261H42ZM50 262H51V261H50ZM50 262H49V263H50ZM68 262H69V261H68ZM94 262H93V263H94ZM96 262H98V260H97ZM103 262H104V261H103ZM127 262H128V261H127ZM127 262H125V263H127ZM134 262H135V261H134ZM143 262H144V260H143ZM163 262H164V261H163ZM176 262H177V261H176ZM197 262H198V261H197ZM203 262H204V261H203ZM220 262H221V261H220ZM229 262H230V261H229ZM243 262H245V260H244ZM252 262H253V261H252ZM252 262H251V263H252ZM1 263H2V261H1ZM10 263H11V262H10ZM82 263L84 264V262H82ZM107 263H109V262H107ZM113 263H114V262H113ZM113 263H112V264H113ZM116 263H117V262H116ZM164 263H165V262H164ZM169 263H167V264H169ZM200 263H201V262H200ZM237 263L239 264L238 261H237ZM29 264H30V263H29ZM59 264H60V263H59ZM128 264H129V263H128ZM140 264H141V263H140ZM143 264H147V263L145 262V263H143ZM156 264H157V263H156ZM165 264H166V263H165ZM201 264H202V263H201ZM204 264H205V262H204ZM207 264H208V263H207ZM214 264H216V262H215ZM220 264H221V263H220ZM227 264H228V263H227ZM240 264H241V263H240ZM245 264H246V263H245Z\"/></svg>",
  "mask_w": 264,
  "mask_h": 264
}]
</instances>
